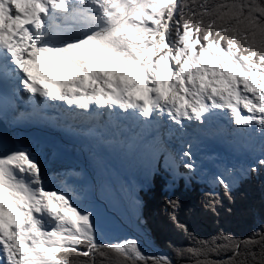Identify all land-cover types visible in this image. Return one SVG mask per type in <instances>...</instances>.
I'll use <instances>...</instances> for the list:
<instances>
[{
	"label": "snow or ice",
	"instance_id": "obj_1",
	"mask_svg": "<svg viewBox=\"0 0 264 264\" xmlns=\"http://www.w3.org/2000/svg\"><path fill=\"white\" fill-rule=\"evenodd\" d=\"M0 121L84 138L99 176L116 144L140 169L117 196L82 171L50 172L45 145L0 141V264H176L112 226L143 223L138 192L161 173L165 192L206 184L214 214L218 188L231 201L264 173V0H0ZM164 202L192 241L174 249L184 264H264V223L194 238L179 200Z\"/></svg>",
	"mask_w": 264,
	"mask_h": 264
},
{
	"label": "trees",
	"instance_id": "obj_2",
	"mask_svg": "<svg viewBox=\"0 0 264 264\" xmlns=\"http://www.w3.org/2000/svg\"><path fill=\"white\" fill-rule=\"evenodd\" d=\"M207 190L206 184L196 180L186 187L181 179L170 192H165L161 173V176L153 179L151 187L139 192L142 208L140 220L143 221L140 228L146 239L167 252L176 264H184V258L177 259L174 249L186 247L192 241L173 224L170 218L172 209L164 202L166 196L179 200V206L175 209L176 219L187 225L188 233L194 238L207 239L219 232L243 237L253 227L264 223V173L241 180L231 193V201L218 188L220 201L215 214L204 207L207 198L203 193ZM223 258V254L212 257L213 260Z\"/></svg>",
	"mask_w": 264,
	"mask_h": 264
},
{
	"label": "bare ground",
	"instance_id": "obj_3",
	"mask_svg": "<svg viewBox=\"0 0 264 264\" xmlns=\"http://www.w3.org/2000/svg\"><path fill=\"white\" fill-rule=\"evenodd\" d=\"M53 127L60 131V128L58 126L53 125ZM30 131H28L26 135L20 133L19 131H16L14 136H21L29 140H32L34 142H37L41 145H45L47 146L46 151L54 150L53 145H55L57 149L54 150V152H61V155L59 157L52 156V158L49 160L50 172H52L51 170H55V169H58L59 171L73 169L76 171L83 172V180L87 179L88 182L97 181V170L93 165V163L91 162V160L89 159L88 152H85L83 150L82 143L78 140L76 136H73L75 145L73 146L68 145V147H66L62 143L61 138L57 137L56 143H50L49 141H45V137H43L42 135H36ZM66 134L70 135L67 132ZM51 137L55 138L53 136ZM75 152H78V155H76ZM116 152L113 153V158L111 157L106 158L108 167L104 175L109 176L111 181L116 184L119 183L121 184L122 182H124L125 177L128 178L129 181L132 180V178L138 177L140 174V169L136 155L134 153H129L127 151L125 159L124 158L119 159L118 156H116L117 155ZM122 160L125 162H122ZM118 195H120V192L118 193ZM113 227L125 233L136 235L140 239L141 246L143 247H148L150 249L151 248L160 249L152 242L144 238L138 231H136L134 223L133 224L131 223V225H129L124 221H122L119 217H117Z\"/></svg>",
	"mask_w": 264,
	"mask_h": 264
},
{
	"label": "rangeland",
	"instance_id": "obj_4",
	"mask_svg": "<svg viewBox=\"0 0 264 264\" xmlns=\"http://www.w3.org/2000/svg\"><path fill=\"white\" fill-rule=\"evenodd\" d=\"M139 178H140V174H139V176L138 177H135V178H132V180H139ZM98 179H102V180H105V181H107L110 185H112V187H113V189H114V194L116 195L117 194V196H119L118 195V193L120 192V185L123 183H119V184H116V183H113L112 181H111V179H110V177L109 176H107V175H102V176H99L98 175V173H97V180ZM124 179H126V177L124 178ZM128 179V178H127ZM129 180V179H128ZM85 181H88L87 179L85 180ZM131 181V180H130ZM142 190H145L144 188H141ZM140 189V190H141ZM148 189V188H147ZM146 189V190H147ZM139 193V192H138ZM138 197H139V194H138ZM139 200L141 201V199L139 198ZM141 213H142V208H141V204H140V207H139V209H138V214H139V218H140V216H141ZM122 221H124L125 223H127V224H129V225H131V223L133 224L134 223V225H135V229H136V231H138L144 238H146L145 237V233H144V231L140 228V223L135 219V217L131 214V213H125L123 216H118ZM113 227V226H112ZM113 230L114 231H116V232H120L121 230H118V229H116L115 227H113ZM121 233H125V232H123V231H121ZM143 247V246H142Z\"/></svg>",
	"mask_w": 264,
	"mask_h": 264
},
{
	"label": "water",
	"instance_id": "obj_5",
	"mask_svg": "<svg viewBox=\"0 0 264 264\" xmlns=\"http://www.w3.org/2000/svg\"><path fill=\"white\" fill-rule=\"evenodd\" d=\"M12 138H13V135L11 134L7 126H5L2 121H0V141L6 140L10 145Z\"/></svg>",
	"mask_w": 264,
	"mask_h": 264
}]
</instances>
